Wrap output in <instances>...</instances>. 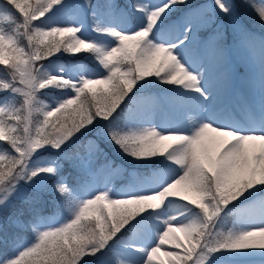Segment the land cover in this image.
Here are the masks:
<instances>
[{"label":"snow or ice","instance_id":"obj_1","mask_svg":"<svg viewBox=\"0 0 264 264\" xmlns=\"http://www.w3.org/2000/svg\"><path fill=\"white\" fill-rule=\"evenodd\" d=\"M61 2L36 0L29 16L25 17L11 0H0V12L5 14L9 22L21 27L27 46L36 45L34 61L50 58L62 49L74 54L93 50L102 53V49H94L91 42L79 38V29L76 27L44 29L37 25L36 22L42 21L53 6ZM104 9L107 15L121 21L130 19V12L138 14L135 18L136 30L122 33L133 42L122 43L118 40L117 43L120 45L118 63L129 65L128 74L134 78H110L102 90L83 83L89 80L83 79L81 91L87 90V96L81 97L79 106L72 113L58 118V122L44 136L39 134L42 128L38 129L35 136L31 135V125L22 115L26 108H31L36 93L22 94L17 87L18 74L31 87L35 80L33 68L39 65L22 59L15 50L6 54L4 49L0 53V65H7L11 77L7 81L0 80V89H10L17 94L11 99L5 98L9 107H0V141H7L6 145L18 154L9 157L11 165L7 172L0 168V192L10 194L15 191L19 181L30 180L38 172L57 174L56 166L38 168L29 174V158L46 145L61 150L66 142H70L77 133L97 120H111L137 81L153 76L163 83L181 86L199 94L197 102L185 110L184 126L190 128L191 132H161L155 128H145L139 132L122 133L109 128L107 135L115 144L135 158L166 155L174 162L180 149H173L172 145L178 138L183 139L184 145H187V148L181 146L184 152L196 146L199 162L193 161L188 171L192 173L195 170L194 176L201 191L211 181V187L219 193L215 198L217 216L249 189L264 185V179L254 172L251 163L264 144V0H123V3L121 0H104ZM181 11L183 15L174 23L173 17ZM204 32H207L206 36L202 35ZM110 34L118 37L121 32L111 30ZM74 38L82 41L78 47H72L71 41ZM235 56H239L249 66L251 74L244 81L238 79L237 82L233 64ZM116 59L117 54L106 57L107 63ZM99 62L107 68L105 60ZM45 87L40 85V89ZM74 92L73 97L76 96ZM71 98L68 103H72ZM206 113H211L207 120L202 118ZM234 135L239 136L242 143L229 145ZM82 147L83 153L78 150L68 152L65 158L84 160L88 155V146ZM4 158L0 156V161ZM241 158H246L247 163H238ZM177 178L149 195L163 192ZM54 186L60 194L67 191L63 183H55ZM140 196L111 199L106 193L97 194L83 202L69 223L38 232V239L32 246L12 255L8 250L14 240L19 238L17 229L30 226L25 220L26 214L34 219L40 215L39 205L43 192L25 193L24 203L17 215L0 213V264H80L88 255L96 257V264H108V254L102 250L146 210L141 208L138 212L126 213V204L123 202ZM5 199L7 195L0 199V205L4 204ZM105 201L111 203L100 209V202ZM160 206L150 204L147 209ZM99 211L113 217L110 228L91 226L86 231L80 227L84 220H97ZM161 237H164L163 241ZM168 244H172L173 249L163 255L174 257L168 264H204L205 260L215 264L205 254V249L207 253L227 250L242 257H259V261L250 259L248 264H264V223L238 233H217L214 244L203 245L190 240L183 232L171 234L164 231L158 244L148 252L146 264H153L157 253ZM113 255L116 257L115 264H123L119 253ZM161 264L165 262L161 261Z\"/></svg>","mask_w":264,"mask_h":264},{"label":"rangeland","instance_id":"obj_2","mask_svg":"<svg viewBox=\"0 0 264 264\" xmlns=\"http://www.w3.org/2000/svg\"><path fill=\"white\" fill-rule=\"evenodd\" d=\"M76 1L62 0L57 11L46 14L42 21L36 22L37 25L44 29H50L51 27H76L79 29L77 32L79 38L91 42L94 45V49L100 48L103 52L97 53L95 50L91 51L95 60V64L91 66L84 61L86 56L83 51V55L75 57L74 53L65 52L62 49L55 54L60 55L61 52H65L66 58H52L40 64L37 69L34 68L33 71H36L34 76L35 80L31 87L26 82V79L18 74L17 87H19L21 93H27L29 95L38 94L31 108H26L25 112L22 113L26 118V122L31 125V135L33 136L37 134L40 128L43 129L39 133L41 136L47 134L49 132L48 121H52L55 118L53 116L55 111L61 107L63 109L68 108L77 101L82 94L83 79H89L83 83H89L102 90L108 79H113L114 75H120L116 77L119 80L134 78V76L128 74L129 65H121L118 63V48L120 45L117 43L118 40L122 43L133 42L131 38H126L122 33H130L136 30L137 23L135 18L138 14L130 12V19L121 21L105 13L104 0H101L103 5L97 0H88L87 3L85 0ZM17 8L20 9V4H18ZM182 15V11L177 13L173 17V22L175 23ZM111 30L119 31L121 34L118 37H114L110 34ZM202 35L206 36L207 32L202 33ZM58 38L60 37H56V39ZM81 42L79 39L74 38L71 41L72 47H78ZM229 42H231V38ZM35 48L30 47L27 50L23 47H17L13 36L0 24V53L4 49H6V54H10L11 50H15L21 55L22 59L30 60L29 63H32L31 60L35 56ZM109 54H117V59L111 63H107L106 57ZM101 59L105 60L107 68H105L104 64H100L99 60ZM233 64L237 82L238 79L241 81L246 80L251 74L249 66L239 56L234 57ZM52 80L65 81L72 85L73 88L69 86L57 92L52 91L50 88L40 89V85L44 84L47 87L49 85L47 83ZM136 85L137 88L125 98L124 129L122 133L139 132L145 128H155L161 132L177 130L187 133L191 132L190 128L184 126L185 110L191 105L190 98L198 97L199 94L191 90H185L181 86L163 83L161 79L155 76L137 81ZM73 89L76 91L75 97H73L75 95ZM189 95H191L189 97L190 100L187 98ZM15 96L17 94L12 91L1 94L0 107H9L5 102V98L11 99ZM183 96L187 100L185 104H183ZM69 98H71L72 103L67 102ZM58 106L59 108H56ZM207 116L204 119L210 118L209 113ZM45 121H47L46 124L44 123ZM101 121L97 120L93 125ZM5 131H7V127ZM235 137L234 135L233 140L231 142L229 141V145L242 143L240 137H236V139ZM6 144L7 141H0V156L5 157L4 160L0 161V166L10 160L9 157L11 155H18ZM85 145L88 146V155L82 161L76 160L74 167L78 173H82L84 176L85 173H89L88 178L85 181L83 180L82 183H78V179L75 176H72L70 181L61 175L53 180L54 184L63 183L67 188L64 194L56 192L53 197L55 201L51 210H54L55 213L48 214V212L44 211L43 213L40 212L38 218H26V222L30 224L28 230L31 237L29 239L22 238V234L20 233L19 238L14 240V243L8 250L12 255H17L19 251H23L25 248L32 246L38 239V232L57 228L69 223L74 219L79 207L84 201L100 193H106L111 199L142 195L137 199L123 202L126 204L124 211L133 210L134 207L136 211H139L141 208L146 209L141 214L143 218L140 221L136 219L139 221L138 224L143 227L142 230L138 231L136 225H132L127 235L118 237L109 245L111 256L107 258L108 264H115L116 257L113 253H119V259L123 261V264H146L148 252L158 244L159 237L164 231L171 234L183 232L190 240H194V238L192 239L193 231L197 230L200 225L211 222L217 216L215 198L211 199L207 197L208 192L206 188L204 191L200 190L194 176L195 170L193 169L192 173L188 171L193 161L199 162L198 148L192 146L187 152H184L181 146L187 148V145H184L183 139L178 138L176 143L172 145L173 149H180V154L175 158V162L169 160L166 155H157L151 158H135L129 155L127 159L129 163L127 164L130 167H127L130 175L120 173L123 165H120L118 162L112 166V171L106 174L109 168V160L94 165L93 162L98 156L102 157L104 154L99 149H96L94 140L92 141L90 138L86 139ZM63 147L61 150H63ZM225 147L227 148L228 146L226 145ZM43 148L59 151L51 145H46ZM48 150L42 154L34 155L29 159V174L38 168L56 166L58 164L57 161H54L56 155ZM151 161L153 164L149 167V173L137 177L136 169L132 166H136L135 163L137 162ZM238 163H247V160L246 158H241ZM251 163L254 172L258 173L261 179H264V144L261 145L259 152L256 153ZM1 167L5 169V172L8 170L6 165ZM49 175L38 172V175L33 178H38L40 182H43ZM83 175L81 176L84 179ZM126 176H128V181L119 183L118 178ZM176 178L177 181L170 184L163 192L149 195L159 191L163 186ZM138 179L139 181H137ZM258 189L259 185L249 189L244 193L245 195L239 204L232 205L229 208V211L234 214L229 231L238 233L239 231L247 230L260 223H264V196L258 193ZM25 190V182L19 181L15 187V191L10 194L6 191L0 192V199H4L7 195L4 204L0 205V211L9 203V197L12 194L21 193L22 191L25 192ZM213 191L215 194L217 193L216 195L219 194L215 190ZM103 203L109 204L111 201H105ZM150 204L161 206L159 208L147 209ZM113 211L115 213L114 209ZM11 212L13 214L14 211L11 210ZM17 214L15 213L14 216ZM102 219H104V215L98 212V227L105 226ZM33 228H36V231H33ZM161 239L163 241L164 237H161ZM199 242L201 245L208 244L207 242ZM189 246L191 247L192 245ZM172 249V244H168L162 248L157 253L156 258H154L153 264H161V261L168 264L169 261L174 260V257L163 255L164 252ZM199 252L200 250H198L197 255H199ZM204 252L211 260L215 261V264H248L250 259L254 261H259L260 259L259 257L248 258L234 255L227 250L207 253L205 249ZM181 256H183L182 250ZM193 259L195 260V257ZM88 260H90V255L85 257V261L88 262ZM92 264L96 263L93 262ZM204 264H210V261L205 260Z\"/></svg>","mask_w":264,"mask_h":264},{"label":"trees","instance_id":"obj_3","mask_svg":"<svg viewBox=\"0 0 264 264\" xmlns=\"http://www.w3.org/2000/svg\"><path fill=\"white\" fill-rule=\"evenodd\" d=\"M42 1L43 0H41V2ZM11 2L14 4V6L16 8H17L18 4H20V9H18V8L17 9L25 17H27V16H29V14L31 12L32 5L34 3H36V0H11ZM55 6L56 5H54L53 7H55ZM0 21L8 29V31L13 35L14 42H15V45L17 47H23V48H26L27 50L30 47H36V45L27 46L26 41H25V38H24V35H23V31L21 30V27H19L15 23L9 22V20L6 18L5 14L2 13V12H0ZM24 31H26V29ZM58 39H60V38H58ZM65 39H66V37H65ZM53 56H55V54ZM61 56H64V52H61ZM86 60L90 64L93 63V60L91 59V53L90 52L88 53V56H87ZM28 61H30V60H28ZM31 62L34 65H37L38 64V62L37 61H34V59L31 60ZM6 67H7L6 65H0V80H6L7 81V80H10L11 79L10 74H9L10 73V70L7 69ZM34 68H33V70H34ZM113 79L119 80L116 77H114ZM5 91H11V90L10 89L9 90H2V89H0V92H5ZM82 96H87V91H83L82 94L77 99V101L74 104H72L70 107L64 108V109H59V110H57L53 114V116H55V118H53L52 121H48L49 132L51 131L52 126L58 122V118L63 117L66 113H72L79 106V101H80V99H81ZM99 125L101 127H103V128H101V130H102V133H104V134H101L99 136L100 137L99 138V141H98L99 142V145L102 146L105 150H107V152L110 153V154H121V155H124V156L128 155L117 144H115L112 141V139L107 135V129H109V128L114 129V130L119 131V132H121L123 130V128L121 126L120 120L117 119L116 117H113L111 120L105 121L104 123L99 124ZM95 126L96 125H90L87 128L81 130L76 135L82 134V133H87L89 131L88 129H90V128L92 129ZM70 151H71L70 148H67L62 153L58 152V154H59L58 157L62 161V164H63L62 169L64 167H68V166L71 165L70 164V160H68V159L65 158L66 153H68ZM10 164H11V160H8L3 165H6L7 168L9 169ZM3 165H1V166H3ZM1 166H0V168H2ZM2 170L4 171L5 169H2ZM53 187H54V184L53 185L51 184V179H48L45 184H43L42 186H38L36 188V190L37 191L44 192V191H49ZM30 188H32V186ZM207 189H208V191H210L209 190V186H207ZM23 196L24 195H22V196L21 195H17V198H22L23 199ZM210 197H211V194H210ZM17 198H16V200H17ZM23 202H24V200H23ZM104 208L105 207L100 206V209H104ZM99 212L102 213L103 211H99ZM113 213H114V211H113ZM103 214H104V212H103ZM114 215H115V213H114ZM112 219H113V217H111V216H105V214H104L103 222L106 223L104 227L110 228V221ZM82 222L83 223L80 224L81 225L80 227L82 229L86 230V231L87 230H90L91 226L92 227H96V220H94L93 218H89V219L84 220ZM220 232H224L225 233V230H224V223H223V221L218 218V219H216L214 221V224H213L212 228L209 230V233H208V236L206 238V241L210 242L211 244H214L215 243V240H216V237H217V233H220ZM202 233H204V229L198 228L195 231V233L193 234V238L195 240L202 239L204 237V234L202 236ZM84 262H85V257L81 260L80 264H84Z\"/></svg>","mask_w":264,"mask_h":264},{"label":"bare ground","instance_id":"obj_4","mask_svg":"<svg viewBox=\"0 0 264 264\" xmlns=\"http://www.w3.org/2000/svg\"><path fill=\"white\" fill-rule=\"evenodd\" d=\"M192 101H191V105L193 104V103H195V102H197V97H193V98H190Z\"/></svg>","mask_w":264,"mask_h":264}]
</instances>
